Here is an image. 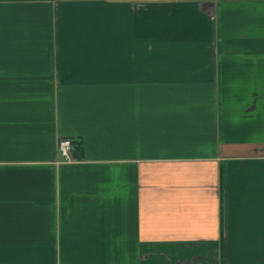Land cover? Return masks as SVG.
Wrapping results in <instances>:
<instances>
[{
	"label": "crops",
	"instance_id": "0c3cea01",
	"mask_svg": "<svg viewBox=\"0 0 264 264\" xmlns=\"http://www.w3.org/2000/svg\"><path fill=\"white\" fill-rule=\"evenodd\" d=\"M0 264H264V0H0Z\"/></svg>",
	"mask_w": 264,
	"mask_h": 264
},
{
	"label": "built area",
	"instance_id": "2783aa9c",
	"mask_svg": "<svg viewBox=\"0 0 264 264\" xmlns=\"http://www.w3.org/2000/svg\"><path fill=\"white\" fill-rule=\"evenodd\" d=\"M71 146H72V140L69 138H63L60 141L59 149L63 153V155L68 156Z\"/></svg>",
	"mask_w": 264,
	"mask_h": 264
}]
</instances>
